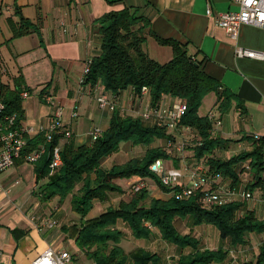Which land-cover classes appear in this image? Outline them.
<instances>
[{"label": "crops", "instance_id": "0c3cea01", "mask_svg": "<svg viewBox=\"0 0 264 264\" xmlns=\"http://www.w3.org/2000/svg\"><path fill=\"white\" fill-rule=\"evenodd\" d=\"M208 5L212 8L211 14L206 13ZM125 7L148 18L143 48L151 58L165 62L172 56L171 47L159 43L158 36L179 40L185 43L188 53L201 60L205 72L220 81L219 90L232 93L226 110L218 109L216 91L208 92L202 99L201 105L206 101L210 105L208 111L202 113L198 109L200 115L215 113L220 124L216 125L211 119L212 135L229 140L225 146L215 149L213 155L228 158L250 148L248 136H264V58L235 53L238 46L264 52V28L242 24L236 37H231L214 19L216 12L238 9L235 0H0V72L2 80L11 86L14 78L20 76L24 89L29 91L21 101V127L31 128L29 135L47 126L57 104L62 106L63 124L71 131L70 136L60 138L61 145L69 141L74 145L89 144L93 127L101 130L108 127L113 110L95 103V93L106 91L105 87L97 83V90H93L90 82L81 79L87 61L100 50L97 18ZM21 16L37 29L30 28L25 34L13 36L11 22L18 26ZM45 92L51 94L52 102L43 97ZM119 95L123 103L135 110H142L150 102L149 95L137 96L131 88ZM176 100L166 94L159 104L170 105ZM167 132L171 138H162L165 145L169 140L187 142L182 151L166 147L170 157L162 159L167 169L186 171L206 159L194 156L193 141L199 137L194 127L179 124ZM125 142H129V150L136 147L130 141H122L120 145ZM111 155L102 159L104 168L111 166H104L105 160L114 161ZM246 164L248 166H244ZM235 171L239 178L237 185L232 186L230 179L219 173H215V181L238 191L233 199L244 201L240 213L251 209L258 218H264V185L246 187L253 174L245 160L236 165ZM138 178L147 180L148 189L153 187L148 192L152 197L167 199L171 196L170 191L163 190L153 178L131 175L116 179L122 192H110L109 197L113 195L120 200L126 195L129 183ZM187 179L183 176L180 181ZM46 180V177H36L34 164L25 160L15 161L0 170V264H30L48 247L69 250L80 264L93 260L77 245L76 235L84 221L97 214L89 215V210L82 215L73 210L71 194L62 200L56 195L45 197L40 185ZM262 180L264 182V172ZM245 191L251 196L245 197ZM100 201L103 200L96 199L94 205ZM50 217L56 220L55 226H48ZM73 217L76 220L70 221ZM263 240L264 231H251L246 233L243 244H228L243 249L256 243L255 256L249 260L255 261ZM80 255L85 260L80 259Z\"/></svg>", "mask_w": 264, "mask_h": 264}, {"label": "trees", "instance_id": "16d2710c", "mask_svg": "<svg viewBox=\"0 0 264 264\" xmlns=\"http://www.w3.org/2000/svg\"><path fill=\"white\" fill-rule=\"evenodd\" d=\"M98 32L100 50L94 55L85 72V82L100 83L107 91L118 95L126 88L138 93L146 86L152 104L160 102L164 95L184 100L187 108L180 120L181 125L191 126L197 130L198 138L193 142L194 156L206 157L208 172L230 179V184L239 183L236 165L247 161L252 172V179L246 183L247 188L263 186L264 172V136H248L250 148L228 158L213 155L215 149L225 146L226 138L212 135V121L207 115H200L198 109L205 94L217 92L218 109L226 110L232 93L226 89L219 90L220 81L211 76L201 66V60L195 59L186 49L185 43L173 39L157 37L161 44L172 49V56L165 62L151 58L143 48L146 39L144 29L148 18L135 10L125 7L104 13L99 18ZM12 24L13 36H20L36 30L28 19L20 17V24ZM31 28V29H30ZM25 88L20 76H16L13 85L4 82L0 72V101L3 103L2 114L14 115V126H21L23 118L22 97L20 92ZM61 133H54L46 141V132L38 131L33 135L26 134L25 151L45 145V151L35 161L36 177H46L40 185L45 197L53 195L61 200L71 194V207L76 212L86 215L95 199L105 200L110 192L121 193L122 188L116 179L131 175L149 176L165 191L170 187L160 184L156 174L150 171L149 164L157 158H169L166 146L151 144L156 139H170L166 127L146 125L139 117L113 109L109 125L89 144L74 145L65 142L61 145L62 165L49 174L51 151L59 143ZM122 141L134 145H145L142 156L131 157L120 164L108 168L101 165L102 159L117 151ZM200 141V144L196 142ZM23 159H18L20 161ZM255 180V181H254ZM79 185L78 189L74 188ZM215 181L213 186L216 187ZM244 201L232 199L224 203H215L209 207L199 200V192L184 199L170 196L161 199L149 196L147 189H141L131 196L123 197L116 207L108 206L98 215L87 218L76 235V243L86 250L88 257L96 264H160L161 258L142 246L126 252L120 245L122 231L119 221L126 223L135 237H148L150 229L145 221L155 226L161 238L178 247L189 250L179 257V264L220 263L228 255L225 246L199 247L198 240L191 233H181L174 224L175 216H190L193 224L207 223L216 226L221 238L228 240L232 246L245 242L247 232H263L264 218H258L254 211L246 209ZM245 264H264V240L259 245L255 261Z\"/></svg>", "mask_w": 264, "mask_h": 264}, {"label": "built area", "instance_id": "2783aa9c", "mask_svg": "<svg viewBox=\"0 0 264 264\" xmlns=\"http://www.w3.org/2000/svg\"><path fill=\"white\" fill-rule=\"evenodd\" d=\"M238 4V9L216 12L214 19L218 25L223 27L231 37H236L239 27L242 24H252L264 28V0H235ZM206 13L211 14L212 8L208 5ZM237 56H247L254 58H264L263 51L238 46L235 49ZM82 76V81L85 79V72L88 70V63ZM93 90H97V83L92 86ZM131 92L137 96L149 95L146 86H142L138 93L132 89ZM21 97L29 95V91L23 89L20 92ZM43 97L52 102L53 98L50 93L45 92ZM149 97V96H148ZM131 98V96H130ZM96 103L99 107L113 109H120L122 112L139 117L144 123L150 125H158L166 127L167 129L179 125L184 111L187 108L184 100H176L170 105H162L156 103L152 104L151 101L142 110H135L132 107L122 102L120 95H114L110 91L96 92ZM3 103L0 101V170L11 166L18 159H23L27 162H35L45 151V145L39 144L37 147L25 151L27 147L26 134H29L31 128H23L21 126H14V115H3ZM62 106L57 104L55 109L50 115L49 122L46 127L40 129L46 132V141H50L54 133H61L62 136L68 137L71 131L63 124L61 120ZM208 117L214 121L216 125L220 124V119L215 113L210 111ZM102 130L99 127H93L90 130V136L95 139L101 134ZM260 135L255 134L254 137L258 138ZM200 144V141L196 142ZM186 141H167L166 147L171 150L182 151L186 147ZM61 144L57 143L53 146L51 151V158L49 161V174H52L62 165V158L60 155ZM244 166H248L247 164ZM151 172L156 174L160 184L170 187L171 196L178 199H184L199 192V200L201 203L209 207L215 203L221 204L226 201L232 200L238 191L230 185L218 184L213 186L215 182V175L208 172V166L205 160H201L197 165L186 171L180 168L167 169L164 165L162 158H157L149 164ZM186 176V182H181L180 179ZM148 182L145 178H138L129 183L125 190V194L131 196L132 194L145 189ZM245 197H250L251 193L248 191L243 192ZM48 226L56 225L54 218L47 220ZM30 264H80L76 256L67 249H53L46 248L43 252L38 254ZM89 264H96L92 260Z\"/></svg>", "mask_w": 264, "mask_h": 264}, {"label": "rangeland", "instance_id": "374dc122", "mask_svg": "<svg viewBox=\"0 0 264 264\" xmlns=\"http://www.w3.org/2000/svg\"><path fill=\"white\" fill-rule=\"evenodd\" d=\"M209 108H210V105L206 101L200 106L199 109L202 113H205L208 111ZM164 142H165V139H156L151 145L152 146H155V145L165 146ZM128 145H129V142L122 143L119 146L118 150L113 152L111 155L114 161L105 160L103 165L109 166V165H112L114 162L120 163L121 161H124L127 158H129L130 156L140 157L143 155L146 149V146L138 144L139 146L134 145L136 147L132 146V148L129 150ZM245 169L248 170V168H245ZM78 187L79 185H77L74 188V191H76ZM145 189H147V191L149 192V189L152 190L153 187L150 186L149 189L148 188H145ZM112 196L111 197L108 196L102 202L101 201L95 202V205L93 202V206L90 209L91 212L89 213V215H93V214L98 215V212L103 211L109 205L112 207H116L118 205L119 199L116 197L114 198V196L113 197ZM123 197L127 198L128 195H125ZM94 201H96V199ZM190 219H191L190 216H179V217L177 216L175 218V225L177 226V228L180 230L181 233H191V235L195 236L198 240L199 247H202V248L204 247L213 248L214 247L215 248L220 245V246H225L229 250L228 255L226 259H224V261H221L220 263L212 262L209 264H243L244 262L249 261L254 258L255 256L254 248L256 246V243L253 246L250 245L251 247H245L243 249L239 247L238 248L231 247L228 244V240L220 237L216 226L212 224H207V223L193 224V222L191 223L192 220ZM75 220L76 219L74 217L70 219V221H75ZM145 224L148 225L150 229L149 236L148 237H135L132 234L130 228L126 225V223L122 221L118 222L117 226L122 231V235H121L119 243L123 247V249L126 252H128L137 246H142L148 249L150 252L157 253L161 258L160 264H179L178 261H179L180 255L182 253L187 252L189 248L188 247L181 248L173 243L168 242L167 240H164L163 238H161V235L155 226L151 225L150 222L148 221H145ZM80 259L85 260L83 255H80ZM128 261H127V264H129Z\"/></svg>", "mask_w": 264, "mask_h": 264}]
</instances>
